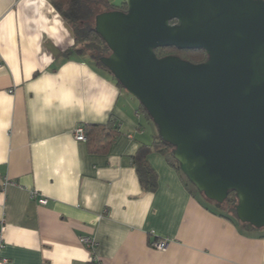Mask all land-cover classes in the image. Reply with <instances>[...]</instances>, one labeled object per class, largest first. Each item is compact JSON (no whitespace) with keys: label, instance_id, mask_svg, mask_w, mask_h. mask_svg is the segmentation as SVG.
<instances>
[{"label":"crops","instance_id":"crops-1","mask_svg":"<svg viewBox=\"0 0 264 264\" xmlns=\"http://www.w3.org/2000/svg\"><path fill=\"white\" fill-rule=\"evenodd\" d=\"M74 46L48 0H0V264H264V230L221 216L167 157L149 156L157 188H143L132 159L156 135ZM112 117L122 134L106 153L75 139Z\"/></svg>","mask_w":264,"mask_h":264},{"label":"water","instance_id":"water-1","mask_svg":"<svg viewBox=\"0 0 264 264\" xmlns=\"http://www.w3.org/2000/svg\"><path fill=\"white\" fill-rule=\"evenodd\" d=\"M96 17L100 62L146 109L189 182L264 229V0H125ZM176 22L172 24V22ZM203 50L205 62L156 50Z\"/></svg>","mask_w":264,"mask_h":264},{"label":"trees","instance_id":"trees-1","mask_svg":"<svg viewBox=\"0 0 264 264\" xmlns=\"http://www.w3.org/2000/svg\"><path fill=\"white\" fill-rule=\"evenodd\" d=\"M59 15L70 25L75 46L73 51L77 54L89 55L97 64L109 72V70L100 62L102 57L110 54L108 47L102 38L95 31L96 17L104 12L123 11L127 12L128 7L124 2L121 8L111 5L110 0H48ZM176 22H172L175 24ZM71 49L65 53L69 55ZM159 58L169 55L179 56L184 60L199 64L207 60V54L203 50L179 51L176 48H164L156 50ZM110 73V72H109ZM116 81V80H115ZM118 86L123 88L117 81ZM139 112L144 118L151 122L146 109L140 104ZM86 136V143L91 154L106 153L113 143L121 136V123L115 117H112L107 124L103 125H83ZM173 148L164 142L159 134L154 137V141L149 145H142L132 159V165L136 169L139 181L146 191L153 192L157 188V175L149 164V156L157 153L167 157L169 164L178 169L182 174L179 163L173 157ZM171 156V158H170ZM184 175V174H183ZM237 198L235 193H231L228 200L221 206L226 209V214L221 215L229 220L238 221L236 218L235 206Z\"/></svg>","mask_w":264,"mask_h":264},{"label":"built area","instance_id":"built-area-1","mask_svg":"<svg viewBox=\"0 0 264 264\" xmlns=\"http://www.w3.org/2000/svg\"><path fill=\"white\" fill-rule=\"evenodd\" d=\"M75 139L79 142H86V136H85V130L83 126H79L76 128L75 132ZM11 183L8 180L5 181H0V189H4L9 186ZM33 197L35 199H37L38 203L42 206H45L48 204V200L46 198H38L37 197V193L33 194ZM83 242L85 245H87V247L94 249L97 245L94 241H92L89 238H84ZM168 246V242L167 240H153L151 242V247L155 250H159V251H165L167 249Z\"/></svg>","mask_w":264,"mask_h":264},{"label":"rangeland","instance_id":"rangeland-1","mask_svg":"<svg viewBox=\"0 0 264 264\" xmlns=\"http://www.w3.org/2000/svg\"><path fill=\"white\" fill-rule=\"evenodd\" d=\"M124 2H125V0H110L111 5H113V6L117 7V8H121L123 6ZM132 98H134V97H132ZM134 100H136L139 103V101L137 99H134ZM145 127L148 130V134L151 133V130H152V132H154L155 135L159 134L157 127L154 125V123L152 121L149 122V123H146ZM170 158H171V156H170ZM186 182H188V185H190V187L192 189H194L193 185L188 181V179H186ZM220 210L225 211L226 209L221 207Z\"/></svg>","mask_w":264,"mask_h":264}]
</instances>
